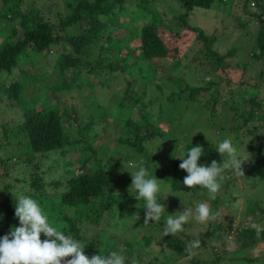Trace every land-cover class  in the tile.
<instances>
[{
  "label": "rangeland",
  "instance_id": "rangeland-1",
  "mask_svg": "<svg viewBox=\"0 0 264 264\" xmlns=\"http://www.w3.org/2000/svg\"><path fill=\"white\" fill-rule=\"evenodd\" d=\"M137 1L124 0L121 25H128L126 31L111 27L103 38L84 45L80 54L63 39L44 55L27 49L28 56L20 58L10 72H0V86L14 80L22 84L19 100L0 89V200L5 187L10 195L7 204L16 202L20 194L35 193L31 183L35 172L41 175L44 190L56 197L60 189L53 186L55 180L70 172H90L103 162L110 168L111 193L118 205L111 202L96 224L76 223L74 231L66 232L49 216L65 234L76 233L89 258L117 251L126 257L127 264L133 260L137 264H264L261 233L257 235L253 229L250 237L240 234L241 229H252V223L264 225V165L258 175L239 176L226 170L214 199L203 187L175 191L167 182L171 161L184 155L186 140L216 149L218 142L230 137L239 156L247 161L257 154L264 156V130L259 119L264 115V50L259 51L255 41L257 29L264 27V8H260L264 0H254L253 5L251 0L213 1L209 8L194 7L184 22L178 15L182 13L180 4L174 0H144L142 9L136 8ZM26 6L53 23H57L56 12L63 15L66 10L64 0H23L20 9L26 11ZM129 12H136L132 22L128 21ZM154 21L163 31L160 36L167 55L145 65L136 49L137 28ZM8 24L0 19V39L6 36ZM190 25L213 40L202 42ZM73 27L83 30L78 24ZM61 33L56 32L58 36ZM110 33L120 34L108 36ZM208 50L217 55L231 53L213 67ZM58 52L78 57V61L58 72L54 64ZM174 61L177 66L169 68ZM108 63L115 69L108 71L103 66ZM158 66L163 69H154ZM52 85L58 87L52 89ZM184 86H202L205 92L192 100ZM41 106L57 110L63 131L74 140L63 154L58 149L42 153L29 147L21 114ZM250 109L252 118L238 125L234 113L244 111L248 116ZM140 112L164 135L142 140L141 149L135 150L117 139L131 134V128L124 124L127 118L137 121L140 131L145 132ZM252 126L257 127L258 136L247 133ZM84 158L86 162L76 171ZM225 158L221 156L220 162ZM130 162L144 166L149 178H157L164 186L157 194L158 202L165 204L158 222L143 223L146 202L134 197L137 192L130 186V173L138 168L130 167ZM200 203L208 204L217 218L199 222L191 217L182 225L183 230L172 236L186 247L194 240L203 244L192 255L177 253L163 239L167 216H178L185 207ZM15 205L9 226L3 228L0 222V237L19 226Z\"/></svg>",
  "mask_w": 264,
  "mask_h": 264
},
{
  "label": "trees",
  "instance_id": "trees-1",
  "mask_svg": "<svg viewBox=\"0 0 264 264\" xmlns=\"http://www.w3.org/2000/svg\"><path fill=\"white\" fill-rule=\"evenodd\" d=\"M180 4L182 13H179V19L184 22V18L194 8H209L213 1L217 0H174ZM221 1V0H218ZM245 2L247 0H244ZM23 0H0L1 7L0 19H3L9 24L6 27V36L0 39V72L8 73L18 63L19 59L26 58L28 56L27 49L31 53H42L43 55L59 43L61 39L65 40L73 49L74 52L80 54L83 53L82 47L88 44L91 40H98L104 37L107 30L111 27H116L118 31L127 29L122 27V18L124 17L125 6L124 0H64V8L66 9L63 15L56 12L57 23H53L47 19H44L36 9L31 6H26L27 10L22 11L20 4ZM144 0H139L135 3L136 8L142 9ZM264 8V4L260 5V8ZM30 9V10H29ZM29 10V11H28ZM264 10V9H263ZM136 12H129L128 21L135 20L134 16ZM259 20L260 17L258 16ZM159 21L157 20L158 24ZM78 24L83 30L75 31L74 25ZM155 21L151 24H143L137 28V40L138 45L136 49L139 51V58L145 60V65H149L150 61L156 58H165L167 55V49L163 44L160 34L163 32L160 28H157ZM68 27V31L64 28ZM189 29L196 31V37L206 43L213 40L212 37L207 36L203 31L197 27L190 25ZM5 29V26L3 27ZM69 29H71L69 31ZM115 29V30H116ZM126 29L124 31H126ZM56 32H62L61 37ZM120 33H110L108 36ZM256 46L257 49L264 50V27L260 26L256 31ZM206 46V45H205ZM175 51V48H171ZM211 53L209 56L212 59V66L215 67L225 56H229L231 51H227L224 55H217L214 51L208 50ZM78 61V57H73L68 53L58 52V55L54 61L58 72H62L66 67L75 64ZM228 64V63H227ZM108 71L115 69L111 63L103 65ZM177 61H174L170 67H176ZM154 69L160 70L163 67L158 66ZM140 71V70H139ZM141 73V72H140ZM143 76V73H141ZM152 77V76H151ZM64 83V81H63ZM67 85V84H65ZM58 85H52L51 88L55 89ZM22 88V84L18 80L12 81L8 86L1 84L0 89H4L7 92L9 98L19 100V94ZM187 90L186 95L189 99L195 100L199 92L204 93L205 87H189L184 86ZM251 102H254L250 98ZM205 106H208L206 103ZM242 111L241 113H234L238 125L243 126L246 122L252 118L253 110H249V115L246 116ZM66 114V113H63ZM141 121H145V132L142 133L138 126L137 121L132 119H125L124 124L131 128V134L125 138H118L121 143H127L135 150L141 149V142L144 139H150L155 135L162 136L158 129L154 130V126L151 122L146 121L144 113L138 114ZM22 127L27 136L29 147L32 151L36 152H49L51 150L58 149L60 154L69 150L68 147L74 143V140H69L66 133L63 131L61 124V116L55 108L40 107L38 109L30 108L22 111ZM259 119L264 130V115L260 114ZM247 133L252 136H258L257 127H251L247 129ZM199 143L188 141L184 142V154L191 148ZM200 145V144H199ZM204 155L201 156L198 163L210 164L212 160L220 161L221 156L216 152V149L212 147H203ZM185 159L187 156L185 155ZM86 162L84 158L77 170H81L83 164ZM182 161L180 159H174L171 161V173L167 178V182L171 190L183 191L189 188L183 185V178L187 175L184 170L179 168V164ZM264 165V156L257 154L253 159H249L241 166L244 175H258L261 174V168ZM106 163H98L91 168L90 172L81 171L80 173H66L64 178H59L53 182L54 187L60 189L58 196L53 197L44 190L41 175L36 172L31 179L32 189H35V193L30 194L29 197L38 202L45 214L51 216L54 220H57L59 224H62L63 228L74 231L76 223L96 224L103 211L110 205L111 202H115L118 205V201L114 199L112 191V182L108 176L109 171ZM201 186H194L190 189H197ZM3 198L0 200L1 208L0 216L3 217L0 222L3 223V228L9 226L12 217L13 210L12 205L16 204L13 200L12 203H6L9 200L10 195L5 188H3ZM101 199V200H98ZM218 229V228H217ZM253 229H241L240 234L250 237L253 233ZM69 235V234H66ZM76 233L72 236L74 239ZM261 236L264 239V232H261ZM165 243L175 252L187 255L185 251L186 246L184 242L179 238L173 237L171 234L163 236ZM146 243L148 239H145ZM202 245L203 241H200ZM127 261V260H126ZM127 264V262H126Z\"/></svg>",
  "mask_w": 264,
  "mask_h": 264
},
{
  "label": "clouds",
  "instance_id": "clouds-1",
  "mask_svg": "<svg viewBox=\"0 0 264 264\" xmlns=\"http://www.w3.org/2000/svg\"><path fill=\"white\" fill-rule=\"evenodd\" d=\"M216 152L226 158L222 162L212 160L210 164L198 163L204 155V149L199 144L191 146L186 154L178 157L182 161L179 168L187 173L183 178V185L189 189L201 186L208 190L211 199H214L219 191L225 171L231 169L236 175L244 176L241 165L247 161L239 156L230 137L218 142ZM130 167L138 168L137 171L130 173V186L137 192L135 199L142 198L146 202L144 225L149 221H160L165 204L158 202L157 194L163 191L164 186L157 183V178H149L144 166L133 165L130 162ZM14 215L19 220V226L11 227L7 234L0 237V264H126V257L117 251L96 254L89 258L84 253V246L80 241L54 226L38 202L29 196L20 194L17 197ZM191 217L199 222H206L215 220L217 215L205 203H200L194 208L185 207L178 216L173 214L167 216L163 236L175 235L182 231V225ZM2 219L0 216V220ZM139 219L140 216L136 214V220ZM251 228L257 235L264 231V225L258 223H252ZM41 234L45 237L43 241ZM200 244L199 240H194L185 251L192 255L194 250L199 249ZM132 264L137 262L133 260Z\"/></svg>",
  "mask_w": 264,
  "mask_h": 264
},
{
  "label": "built area",
  "instance_id": "built-area-1",
  "mask_svg": "<svg viewBox=\"0 0 264 264\" xmlns=\"http://www.w3.org/2000/svg\"><path fill=\"white\" fill-rule=\"evenodd\" d=\"M254 3H255L254 0H251V1L249 2L250 5H253Z\"/></svg>",
  "mask_w": 264,
  "mask_h": 264
}]
</instances>
